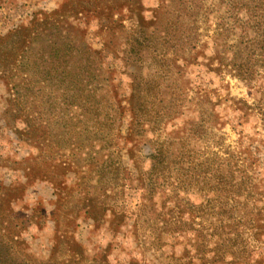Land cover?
<instances>
[{"label":"rangeland","instance_id":"obj_1","mask_svg":"<svg viewBox=\"0 0 264 264\" xmlns=\"http://www.w3.org/2000/svg\"><path fill=\"white\" fill-rule=\"evenodd\" d=\"M205 3L195 30L179 0H0V236L29 264H199L193 235L162 232L178 219L172 187L150 202L136 178L158 149L164 185L188 152H264L258 115L240 110L264 78L251 89L212 61L221 9ZM249 234L237 264H264Z\"/></svg>","mask_w":264,"mask_h":264},{"label":"trees","instance_id":"obj_2","mask_svg":"<svg viewBox=\"0 0 264 264\" xmlns=\"http://www.w3.org/2000/svg\"><path fill=\"white\" fill-rule=\"evenodd\" d=\"M205 1L179 0L177 18L190 17L193 19L192 26L197 30L196 22L200 11L206 7ZM218 2L221 12L216 16L215 37L220 42L212 61L223 56L228 61L224 66L230 67L229 72L253 89L264 78V0ZM195 36H188L186 45L196 52L193 55L196 59L200 45L197 31ZM184 60L188 61L187 58ZM117 105V115L112 117L114 125L118 121L119 111L123 109L121 104ZM240 110H244V115L255 112L264 130V91L253 106L245 103ZM132 126L136 129L142 127L135 118ZM210 155L201 160L188 152L186 159L189 161L177 162L181 167L178 177L173 183L164 185L161 179H165L169 165L163 150L158 149L149 155L150 169L136 179L144 190L142 197L150 202L160 188L166 192L172 187L174 195L170 199L174 198L178 219L176 226L165 227L162 232L179 237L182 234L193 235V260L199 264L241 263V259L253 257L254 252L249 249L246 234L250 232V236L259 239L264 237V152L248 147L239 154L224 152L222 156L214 152ZM190 190L201 194L206 191L205 197L210 198L206 203L188 202L181 193ZM185 215L189 216L185 218ZM197 219L202 222L198 223ZM158 238L162 241L161 236ZM184 253L189 254V250L185 249ZM258 256L264 259L262 252ZM0 264L29 263L16 254L10 242L0 236Z\"/></svg>","mask_w":264,"mask_h":264}]
</instances>
